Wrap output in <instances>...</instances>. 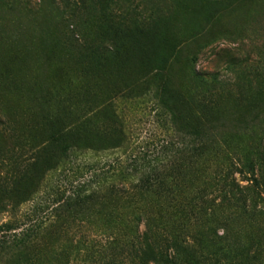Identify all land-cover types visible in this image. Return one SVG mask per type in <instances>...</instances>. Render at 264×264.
Listing matches in <instances>:
<instances>
[{
    "label": "rangeland",
    "instance_id": "obj_1",
    "mask_svg": "<svg viewBox=\"0 0 264 264\" xmlns=\"http://www.w3.org/2000/svg\"><path fill=\"white\" fill-rule=\"evenodd\" d=\"M0 264H264V0H0Z\"/></svg>",
    "mask_w": 264,
    "mask_h": 264
},
{
    "label": "trees",
    "instance_id": "obj_2",
    "mask_svg": "<svg viewBox=\"0 0 264 264\" xmlns=\"http://www.w3.org/2000/svg\"><path fill=\"white\" fill-rule=\"evenodd\" d=\"M202 149V145H200L199 143H196L195 147H194V151L195 152H200ZM153 170V173H156L158 171L157 168H153L151 169ZM248 171L251 172V174H253V170H251L250 168L248 169ZM248 173V172H247ZM154 175V174H153ZM231 176V175H230ZM229 176V171L227 174H223L221 173H217V177H216V186L218 188H215V191H218L219 193H233L234 188H238V185L235 184V180ZM148 178V177H147ZM146 178V179H147ZM148 186H155L157 188H164V184L163 181L159 178L153 177L151 178L150 181L145 180L143 178V180H139L137 181L136 184L132 185H127L128 188H126V186H120V188L116 187L117 189V195L127 198L129 199L128 201H131V213L134 214V212H138V211H145L143 204H141V200H146L151 202V198L150 197H146L145 195H143L146 192H149V190L147 188H149ZM147 187V188H146ZM142 191V192H138V191ZM237 193V192H234ZM94 195V193H91L89 195L86 196V199H90L92 196ZM225 195V194H224ZM136 200V198H138ZM207 194H203V193H197L196 196H194L193 198H191L186 206H188V212L190 213V215L193 214H202L205 211V205L208 203L207 202ZM146 207V206H145ZM140 216V214H138V217ZM120 236L117 235L116 237L113 238V242H120Z\"/></svg>",
    "mask_w": 264,
    "mask_h": 264
}]
</instances>
